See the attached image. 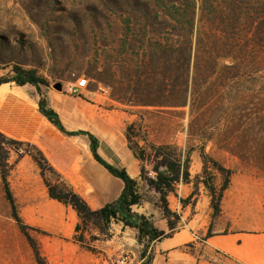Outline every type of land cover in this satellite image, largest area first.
Returning a JSON list of instances; mask_svg holds the SVG:
<instances>
[{
  "label": "rangeland",
  "instance_id": "374dc122",
  "mask_svg": "<svg viewBox=\"0 0 264 264\" xmlns=\"http://www.w3.org/2000/svg\"><path fill=\"white\" fill-rule=\"evenodd\" d=\"M170 1L191 0H0V76L14 75L13 66L19 65L36 70L55 90L56 83L65 87L85 76L89 85L82 95L94 97L102 107L101 116L113 115L124 137L135 123L131 145L146 150L144 160L135 157L142 204L147 212L153 211L155 219L149 217L154 224L164 226L167 233L151 245V264L201 260L264 264V133L246 132L247 126L239 120L235 122L239 131L229 137L231 151L213 142L203 151L197 139L188 141L187 116L163 107L123 105L112 98V86L95 79L116 81L117 50L126 35L152 29L162 32L163 17L144 18L133 9ZM110 121L112 147L121 157L131 155L127 137L118 136L119 124ZM22 154L42 157L36 144L0 134V163H5L0 164V264H39L26 233L37 240L45 257L43 264H112L123 255L129 256L126 264L143 263L144 246L138 242V231L116 220L105 224L95 214L80 218V229L71 238L22 229L12 215L1 176L2 170L11 172ZM165 154L181 161L189 154L190 178L183 180L181 166L179 181L161 193L150 179L156 180V165L167 172ZM41 162L47 181L63 189L62 176L47 161ZM9 182L16 201V183L10 178ZM218 201L220 210L215 208ZM176 234L180 243L165 248Z\"/></svg>",
  "mask_w": 264,
  "mask_h": 264
},
{
  "label": "trees",
  "instance_id": "16d2710c",
  "mask_svg": "<svg viewBox=\"0 0 264 264\" xmlns=\"http://www.w3.org/2000/svg\"><path fill=\"white\" fill-rule=\"evenodd\" d=\"M133 11L144 18L163 17L165 24L161 33L152 29L142 35H126L122 39L117 50L119 76L116 81L111 84L95 78L112 86L113 99L128 107H163L187 116L185 131L188 141L197 139L203 151L211 142L231 151L229 137L239 131L235 123L239 120L247 126L246 132L264 133V0L170 1ZM127 21L130 25L131 17ZM13 71L12 76H0V85L8 82L18 85L30 83L41 95V85H49L47 79L34 69L14 65ZM39 108L60 130L67 132L59 114L48 107L43 96ZM134 126L135 123H132L127 128L129 148L135 157L144 160L146 150L138 144L136 147L131 145ZM85 134L91 140L95 158L125 182L123 193L115 202L93 210L67 182H64L63 189H59L58 185L47 181L41 162L47 159L38 148L42 157H33L41 168L50 196L71 205L81 219L95 214L105 224L116 220L124 227L136 229L138 242L144 246L142 264H151L153 257L148 254L149 249L153 243L167 236L166 231L157 227L146 214L133 210L135 205L143 202L138 180L132 178L125 168L107 163L98 154L99 139L91 133ZM166 159L164 166L167 172L156 165V180L150 179V184L161 193L171 190L179 181L181 166L184 168L183 180L190 178L189 154L182 161L176 157ZM0 164L5 165L3 161ZM1 176L12 215L25 230L29 226L18 215L8 173L2 170ZM215 208L220 210L219 201ZM79 229L80 224L76 231ZM26 235L39 264H43L45 257L37 240L29 233ZM82 239L83 235L80 240L84 242Z\"/></svg>",
  "mask_w": 264,
  "mask_h": 264
},
{
  "label": "crops",
  "instance_id": "0c3cea01",
  "mask_svg": "<svg viewBox=\"0 0 264 264\" xmlns=\"http://www.w3.org/2000/svg\"><path fill=\"white\" fill-rule=\"evenodd\" d=\"M41 91L42 95L30 83L18 85L8 82L0 85V132L36 144L49 164L93 210L115 202L123 193L125 182L95 158L91 140L85 133H91L99 139L97 151L107 163L125 168L132 178L138 180V167L133 153L121 157L109 141L111 133L107 123L112 119L119 124V138L124 140L126 137L120 123L113 115L101 116L102 107L94 97L82 95L83 93L67 94L49 85H41ZM41 96L46 99L48 107L59 114L68 133L60 130L40 112ZM10 171L8 181L10 178L16 183L17 212L22 221L45 234L71 238L76 232L80 216L71 205L50 196L41 168L34 158L28 154L20 155ZM144 205H136L134 211L155 219L153 211L147 212ZM159 228L166 230L164 226ZM131 229L137 232L136 229ZM177 236L176 234L170 238L174 241L164 247L168 249L178 245L180 241ZM181 264L222 263L201 260Z\"/></svg>",
  "mask_w": 264,
  "mask_h": 264
},
{
  "label": "built area",
  "instance_id": "2783aa9c",
  "mask_svg": "<svg viewBox=\"0 0 264 264\" xmlns=\"http://www.w3.org/2000/svg\"><path fill=\"white\" fill-rule=\"evenodd\" d=\"M89 79L85 76H79L74 81L69 82L67 86L63 87V91L71 95H81L84 90L88 89ZM102 91H107L103 86L99 87ZM129 256L123 255L112 264H126L128 262Z\"/></svg>",
  "mask_w": 264,
  "mask_h": 264
},
{
  "label": "water",
  "instance_id": "95a60500",
  "mask_svg": "<svg viewBox=\"0 0 264 264\" xmlns=\"http://www.w3.org/2000/svg\"><path fill=\"white\" fill-rule=\"evenodd\" d=\"M54 88H56L59 91H62L63 85H62V83H56V84H54Z\"/></svg>",
  "mask_w": 264,
  "mask_h": 264
}]
</instances>
